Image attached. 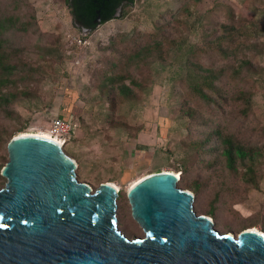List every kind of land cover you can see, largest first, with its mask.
I'll return each mask as SVG.
<instances>
[{"label": "trees", "instance_id": "trees-1", "mask_svg": "<svg viewBox=\"0 0 264 264\" xmlns=\"http://www.w3.org/2000/svg\"><path fill=\"white\" fill-rule=\"evenodd\" d=\"M134 1L65 3L73 19L82 28L92 30L98 26L97 18L99 25L117 19L119 8L118 14L125 18ZM208 5L203 0H186L176 12L162 14L149 36L135 30L127 40L112 39L99 50L90 85L106 109L114 110L120 102H137L138 92L151 81L152 66L170 61L172 51L182 46L192 30L194 10H205L198 16L205 23L202 43L184 59L180 81L178 117L187 121L185 136L179 142L183 157L177 162L168 159L167 167L179 174L177 187L194 195L197 215L211 218L216 225L227 226L233 219L237 224L232 222L227 227L241 232L253 229L258 221L241 218L235 206L247 198L250 190H259L264 178V124L252 108L255 85L247 80L249 74L262 68L255 59L263 53L264 46L252 19L255 9L250 18L244 19L233 12L222 15L217 5ZM253 5L248 7L254 8ZM18 6L19 0H0V116L6 120V124L0 120V148L6 153L12 137L27 127L28 121L16 112V105L39 98L37 87L44 80L42 62L54 64L47 45L32 41L10 43L8 35H26L33 20L16 14ZM110 125L134 135L143 128L125 122ZM5 155L0 154V172L8 161ZM159 172L161 167L148 174ZM0 179L4 180L1 175ZM3 187L0 183V189ZM122 200L126 202V194L119 191L117 201Z\"/></svg>", "mask_w": 264, "mask_h": 264}, {"label": "rangeland", "instance_id": "rangeland-1", "mask_svg": "<svg viewBox=\"0 0 264 264\" xmlns=\"http://www.w3.org/2000/svg\"><path fill=\"white\" fill-rule=\"evenodd\" d=\"M184 1L135 0L125 18L119 15L117 19L98 25L82 35L71 26L72 17L65 0H19L16 14L24 20L30 17L33 20L27 27L26 35L16 32L9 34L10 43L19 45L32 41L47 45L49 56L54 61V64L42 62L44 80L37 87L39 98L15 107L22 119L28 121L23 133L47 134L62 143L51 136L48 129L58 115L70 121L73 133L61 148L65 155L75 160L77 180L89 184L92 193L100 184L112 181L118 191L126 194L136 182L150 175L148 173L157 167H161V172L174 173L180 178L178 173L167 167V161L177 162L183 157L179 142L185 136L187 121L178 117L182 97L180 81L184 76V59L202 43L205 23L198 16L205 10H194L190 20L192 30L186 34L182 46L172 51L170 61L152 66L151 81L138 92L137 102H120L116 109H106L97 92L92 91L90 74L100 58L101 47L112 39L127 40L135 30L149 36L159 17L167 11L176 12ZM203 1L209 4L208 8L217 5L222 15L233 12L244 19L250 18L255 9L252 19L259 29V42L264 46V0H253L255 4L252 0ZM248 4H254V8L248 7ZM255 62L262 68L255 74H249L247 80L255 85L251 96L252 108L258 120L264 124V49ZM0 120L6 124L2 116ZM117 122L143 128L134 135L122 128L112 129L110 123ZM165 152L170 157L167 153L164 155ZM0 154H6L8 158L3 147ZM0 183L5 186L6 179H0ZM235 209L241 218L257 219L256 226L250 230L262 232L264 178L260 189L250 190L247 198ZM116 218L118 229L127 238L144 237L142 229L131 216L128 200L117 201ZM232 222L237 224L232 219L227 226ZM227 226L213 222L214 229L219 233L237 236L238 230Z\"/></svg>", "mask_w": 264, "mask_h": 264}, {"label": "water", "instance_id": "water-1", "mask_svg": "<svg viewBox=\"0 0 264 264\" xmlns=\"http://www.w3.org/2000/svg\"><path fill=\"white\" fill-rule=\"evenodd\" d=\"M71 26L82 35L91 31L73 17ZM7 153L0 264H264V233H219L210 218L196 215L194 195L172 174H151L127 190L144 233L129 239L117 227L119 191L102 183L92 193L62 148L13 137Z\"/></svg>", "mask_w": 264, "mask_h": 264}, {"label": "built area", "instance_id": "built-area-1", "mask_svg": "<svg viewBox=\"0 0 264 264\" xmlns=\"http://www.w3.org/2000/svg\"><path fill=\"white\" fill-rule=\"evenodd\" d=\"M48 132L51 136L57 137L62 141V143H66V139L70 137L73 133L72 124L70 121L65 120L63 118H55L52 121Z\"/></svg>", "mask_w": 264, "mask_h": 264}, {"label": "bare ground", "instance_id": "bare-ground-1", "mask_svg": "<svg viewBox=\"0 0 264 264\" xmlns=\"http://www.w3.org/2000/svg\"><path fill=\"white\" fill-rule=\"evenodd\" d=\"M15 137H31V138H36V139H41V140H43V141H47V142H49V143H52L53 145H55V146H57V147H59V148H61V146L63 145L64 146V144L63 143H61L59 140H57V139H55V138H52V137H50L49 135H47V134H42V133H33V132H26V133H21V134H18V135H16ZM73 162V161H72ZM73 163H75V162H73ZM76 164V163H75ZM160 173V172H159ZM163 173H167V172H163ZM154 174V173H153ZM168 174H172V175H174V177L178 180L179 179V177L176 175V174H174V173H169L168 172ZM151 175V174H150ZM149 175H146V176H144L143 178H141L138 182H136L134 185H133V187L135 186V185H137L140 181H142L143 179H145L146 177H148ZM115 191H118V189H117V187L114 185V184H112V183H108ZM133 187H131V189L133 188ZM251 231H253V232H256V233H259V232H257V231H255V230H251Z\"/></svg>", "mask_w": 264, "mask_h": 264}, {"label": "flooded vegetation", "instance_id": "flooded-vegetation-1", "mask_svg": "<svg viewBox=\"0 0 264 264\" xmlns=\"http://www.w3.org/2000/svg\"><path fill=\"white\" fill-rule=\"evenodd\" d=\"M98 19H99V18H97V21H98ZM99 20H100V19H99ZM97 21H96V22H97ZM79 25H80V24H79ZM80 26H81V25H80ZM81 27H82V26H81Z\"/></svg>", "mask_w": 264, "mask_h": 264}, {"label": "crops", "instance_id": "crops-1", "mask_svg": "<svg viewBox=\"0 0 264 264\" xmlns=\"http://www.w3.org/2000/svg\"><path fill=\"white\" fill-rule=\"evenodd\" d=\"M73 160V159H72ZM75 162V160H73ZM76 163V162H75ZM77 165V164H76Z\"/></svg>", "mask_w": 264, "mask_h": 264}]
</instances>
